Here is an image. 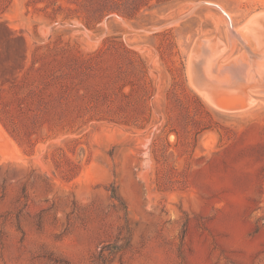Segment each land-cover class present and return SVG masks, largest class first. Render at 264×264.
<instances>
[{
    "label": "rangeland",
    "instance_id": "374dc122",
    "mask_svg": "<svg viewBox=\"0 0 264 264\" xmlns=\"http://www.w3.org/2000/svg\"><path fill=\"white\" fill-rule=\"evenodd\" d=\"M263 14L0 0V264H264ZM207 46L247 107L196 90Z\"/></svg>",
    "mask_w": 264,
    "mask_h": 264
},
{
    "label": "bare ground",
    "instance_id": "6f19581e",
    "mask_svg": "<svg viewBox=\"0 0 264 264\" xmlns=\"http://www.w3.org/2000/svg\"><path fill=\"white\" fill-rule=\"evenodd\" d=\"M216 6L223 12L224 16H226V20H224V22H227V25L229 27V32H230V35H235L234 33V28L232 26V19H230L231 15H228V13L226 12L227 10L223 7V6H220L219 4H216ZM222 7V8H221ZM226 10V11H225ZM230 14V13H229ZM264 15V14H263ZM253 17V16H252ZM255 17V16H254ZM252 22L259 25L260 27L262 26L261 24H258L255 20V18L252 19ZM249 24V22H248ZM252 24V23H251ZM251 26V25H249ZM255 26V25H254ZM258 26V28H260ZM263 27V26H262ZM48 30V29H47ZM236 30V29H235ZM262 30V29H261ZM244 31V30H243ZM48 32V31H47ZM258 32H259V29H258ZM259 34V33H258ZM262 35V34H261ZM257 36V35H255ZM259 36V35H258ZM258 36H257V39H258ZM261 37V36H260ZM264 39V38H263ZM208 40V39H207ZM217 40V39H216ZM206 41V40H205ZM211 42V41H210ZM259 42V41H257ZM213 43V42H212ZM216 43V42H215ZM264 44V42H262ZM206 44V43H205ZM207 44H208V41H207ZM259 44V43H258ZM213 45V44H211ZM215 46V44H214ZM223 46V45H222ZM202 48V47H201ZM205 48V47H204ZM206 48H209L208 46ZM211 48L207 49V53L203 54L204 57L203 59H198L200 63H198L195 67V74H196V78H197V82L199 81L200 84H197V87L198 89L196 88V90H200L202 92V94L209 100L211 101L213 104L219 106L220 108L221 107H224V108H233V107H240V106H245L248 102H252L251 100V97L249 96H246L245 98L242 97V96H235L234 94L233 95H229L228 93L230 92H237L238 88L235 87L233 84H226V89L225 88H220L219 86H216V82H213L214 84H211L210 81L211 79H215L214 77V74L212 73L213 72V69L214 71H218V72H222V70L224 69H228V73H229V77L230 76H233L236 72H240L244 75L248 74L246 73V68L248 67V59H246L247 56H245V61L243 60H239L240 57H238V60H233L231 61L228 65H225V66H219V64H217V56L221 53V51H223L221 48H216V49H212L210 50ZM261 49V48H260ZM259 50V49H258ZM201 52V51H200ZM244 53H245V50H244ZM259 53V52H258ZM257 53V54H258ZM243 54V53H242ZM200 55V54H199ZM241 55V53H240ZM197 56V55H196ZM243 56V55H242ZM235 57V56H234ZM257 59V57H256ZM259 59V57H258ZM256 63V62H255ZM258 64V62L256 63ZM262 64H263V67H264V60L262 61ZM228 66V68H227ZM258 67V66H257ZM259 69V67H258ZM257 69V71H258ZM264 70V68H263ZM191 74V73H190ZM218 75V74H217ZM257 75H259L257 73ZM253 76H251L249 74V76H247V80L252 78ZM226 81L227 79L224 78ZM253 79V78H252ZM251 79V81H252ZM255 79V78H254ZM216 80L218 82L222 81V79L220 78H216ZM224 80V81H225ZM225 81V82H226ZM235 82V81H234ZM222 83V82H221ZM236 84V82H235ZM238 84V82H237ZM236 84V85H237ZM241 84V82H240ZM194 85V83L192 84ZM233 85V86H231ZM239 86V84H238ZM243 86V85H241ZM194 87V86H193ZM244 90V88H241ZM255 90H258L257 88H255ZM199 91V93H200ZM244 92V91H243ZM242 92V93H243ZM246 95V93H244ZM255 101V100H254ZM247 102V103H246ZM252 104V103H251ZM247 107V106H245ZM243 108V107H242ZM223 109V108H222ZM235 109V108H234ZM237 109V108H236ZM232 110V109H231Z\"/></svg>",
    "mask_w": 264,
    "mask_h": 264
},
{
    "label": "trees",
    "instance_id": "16d2710c",
    "mask_svg": "<svg viewBox=\"0 0 264 264\" xmlns=\"http://www.w3.org/2000/svg\"><path fill=\"white\" fill-rule=\"evenodd\" d=\"M112 196H114V195H112Z\"/></svg>",
    "mask_w": 264,
    "mask_h": 264
}]
</instances>
